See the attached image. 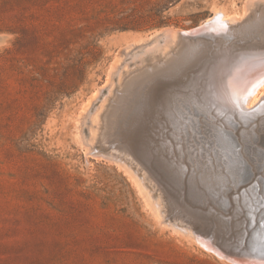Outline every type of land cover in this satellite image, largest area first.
Returning <instances> with one entry per match:
<instances>
[{
	"label": "rangeland",
	"instance_id": "374dc122",
	"mask_svg": "<svg viewBox=\"0 0 264 264\" xmlns=\"http://www.w3.org/2000/svg\"><path fill=\"white\" fill-rule=\"evenodd\" d=\"M261 7L264 0H0V264H264V87L224 108L203 93L207 75L190 89L199 94H176L184 131L152 104L189 88L193 74L133 91L132 133L158 152L156 172L174 191L117 136L97 143L125 75L173 54L179 38L213 59L220 35L184 33L215 14L229 24L217 26L223 40L242 45ZM189 140L212 147L210 158ZM139 163L160 191L140 181ZM163 187L177 199L169 207ZM228 191L232 231L219 214ZM232 234L235 243L224 244Z\"/></svg>",
	"mask_w": 264,
	"mask_h": 264
},
{
	"label": "bare ground",
	"instance_id": "6f19581e",
	"mask_svg": "<svg viewBox=\"0 0 264 264\" xmlns=\"http://www.w3.org/2000/svg\"><path fill=\"white\" fill-rule=\"evenodd\" d=\"M203 25H200L199 27H196L184 34L188 33L186 37L194 36V35H197L196 33L198 32L200 33V31L204 30L205 28L207 30L203 32H205L206 34L210 33V32H207L209 30L211 31L210 33L211 36H214V34L220 35L219 40H221V43L220 45H218L217 54L213 56V59L207 61L208 58L206 57V54L203 50H199L195 48L191 49L192 46L186 45L183 39L179 38L176 43V48L173 49V54H170V53L166 54L165 56L162 57L161 62L153 63L150 68H140V69L131 71L130 73L125 75L121 83V91L123 93L114 95L112 102L109 103L105 107V109L103 110L101 114L102 132H101L100 137H98L99 141H97V143L99 142V145H104L108 143L107 140L111 136L115 135L120 139V141L122 140L123 144L126 145L125 146L126 148H128L130 151L131 150L133 151L132 152L133 156H135L134 154H136V156L138 154V156L142 158L141 159L142 162L143 160L146 162L145 165L147 166V168L152 172H156L157 169L155 168V166L160 167L159 163L156 160L159 155L158 152L146 151V149L137 142V137L134 136L132 133V127L137 123L139 119V117L133 119V117L136 116L133 106L136 102V99L139 97V94H133V91L134 90L140 91L142 89H145V87L148 84H151V81L154 78L159 77V76L160 77L162 76L163 77L164 76L184 77L189 73L191 75L193 74V76H191L190 79L188 80L189 88L186 87L184 90L182 89L181 92L172 90L164 94H159L160 97L158 101L155 104L154 103L152 104V108H153L152 111L154 115L156 114L157 115V116L155 115L156 117L161 118V121L166 120L169 126L172 128L182 127V126L180 127V124L182 121V115L180 113V108H179L181 106V102L180 100H176L177 99L176 94H199V91H197L198 89L195 91L190 90V89L196 82L201 81L202 79H204V77L206 78L207 75H209L207 79L208 82H206L204 85L203 93L204 94L209 93L210 100L213 102H214V98L216 97L219 100L220 104L224 106V108L232 107V106L235 107L236 104L240 106L241 101L245 99V96H248V99L251 100V99H254L259 94L260 90L264 87V36L262 35L264 34V8L261 7L259 12L256 13L255 16H253L252 18L250 17V19L248 20V23L245 25L244 28H242L244 31L245 29L248 30L251 27L255 29L257 32L249 36L248 37L249 39L239 46H230L227 43V41L223 40V37L227 36V33L224 32V30L222 31L221 29L228 28L229 24L222 14H215L210 21L207 20V22H205V24ZM219 25H221L222 28H217V26ZM212 32H215V33L212 34ZM256 34L257 35L261 34V35L259 37H256ZM225 40H226V37H225ZM221 45L223 48L219 47ZM184 52H185V56H184ZM186 54H187V57H186ZM228 58L230 59L229 61H227ZM209 63L215 64L214 66L216 67L212 69L210 72H207V70H205V67ZM162 80H164V78H162ZM248 99L246 100L248 101ZM245 104H246V101H245ZM142 120L143 118L141 119V121ZM152 120L154 119L152 118L151 121ZM181 130L183 129L181 128ZM189 141L191 142V140ZM192 144H193V148H195V150L197 151L195 152V154L199 153V151L202 150L203 154L206 155L208 158H210V156L212 155V152H213L212 147L205 146L209 148L207 151L205 147L200 148V146L194 143V141ZM198 148L200 149L198 150ZM215 151L217 152V150ZM116 153L121 156L123 154V151L121 149L119 150L116 148ZM137 160L139 161L140 159H137ZM130 161H133V160L131 159ZM138 166H140V163ZM141 166L139 168L134 166L135 167L134 171L136 173L139 172L138 176L142 183H146L147 185L153 188V185L151 186L149 184L150 181H147V178H145V176L141 173V169H140ZM142 167L144 168V166ZM206 170L208 169L206 168ZM154 174L156 176L155 178H159L160 182L158 184L160 183L163 185L168 184L172 188L173 191L176 189L174 186V183H172L173 181L169 182V181L163 180V178L159 175L160 173L158 174L156 172ZM156 186L159 187V185H155V187ZM156 188H153V189H156ZM163 190H162L163 191L162 194H160L161 192L160 193L158 192V193L162 196L164 201H166L165 204H167L169 207V205L173 204L175 200L177 199H174L172 194L166 192L165 191L166 189L164 187H163ZM159 194H158V197L160 196ZM185 203H188V202H185ZM175 206H178V205L176 204ZM180 208H183V207H180ZM177 211L174 210L173 211L174 213L172 214H175V212ZM184 212L188 213V211H184ZM191 215L194 218L197 217L195 213H191ZM175 222L177 224L182 223L181 217L179 218L176 217ZM212 245L213 243L209 242L208 245L206 246H212ZM216 249L217 248H215L216 252L217 251L220 252L219 249L217 250ZM212 251L214 252L213 249ZM231 259L234 260L233 258Z\"/></svg>",
	"mask_w": 264,
	"mask_h": 264
},
{
	"label": "water",
	"instance_id": "95a60500",
	"mask_svg": "<svg viewBox=\"0 0 264 264\" xmlns=\"http://www.w3.org/2000/svg\"><path fill=\"white\" fill-rule=\"evenodd\" d=\"M251 180H252V178L247 179L244 183L239 184L237 186V188H236V192L239 193L242 189L248 187L249 184L251 183ZM231 195H232V191H228L227 198H228V201L230 200L229 205L227 206L228 211L226 213H219V214L221 215V219L222 220L229 219L226 223L223 222V224L225 223L226 228H229L232 231V230H235V227H234V220L235 219L231 217V209L233 207V202H232V196ZM234 243H235L234 234H232L231 237L228 238L227 240H225V242H224V244H226L228 246H231ZM261 248H262V252L264 253V245ZM263 253H262V255H259L258 257L262 259L263 258L262 257ZM249 256H252V255H246L247 258Z\"/></svg>",
	"mask_w": 264,
	"mask_h": 264
}]
</instances>
